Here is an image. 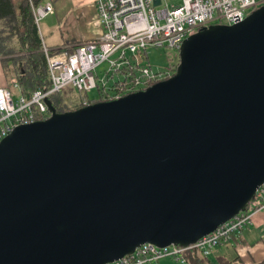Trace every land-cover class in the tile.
<instances>
[{
	"label": "water",
	"instance_id": "95a60500",
	"mask_svg": "<svg viewBox=\"0 0 264 264\" xmlns=\"http://www.w3.org/2000/svg\"><path fill=\"white\" fill-rule=\"evenodd\" d=\"M47 104L49 118L0 142V264L194 244L264 184V6L190 35L175 74L144 90Z\"/></svg>",
	"mask_w": 264,
	"mask_h": 264
},
{
	"label": "built area",
	"instance_id": "2783aa9c",
	"mask_svg": "<svg viewBox=\"0 0 264 264\" xmlns=\"http://www.w3.org/2000/svg\"><path fill=\"white\" fill-rule=\"evenodd\" d=\"M261 6L264 0H160L159 4L155 0H95L100 34L70 48H52L41 33L40 19L54 14L55 8L45 1L32 5L50 85L30 90L26 95L15 83L14 87L19 90L16 99L10 86H0V142L20 125L49 118L52 113L47 99L67 89L81 95L86 106L91 104L87 96L94 90L99 91L102 101H109L168 79L174 75L171 65L159 72L142 65L148 58V46L180 51L185 39L200 29L213 24L239 23ZM102 66L104 77L98 73ZM250 203L253 208L247 206L194 244L159 247L145 243L108 264H160L163 258L188 264L186 253L194 249L210 256L216 247L233 243L253 223L254 215L264 210V184Z\"/></svg>",
	"mask_w": 264,
	"mask_h": 264
},
{
	"label": "trees",
	"instance_id": "16d2710c",
	"mask_svg": "<svg viewBox=\"0 0 264 264\" xmlns=\"http://www.w3.org/2000/svg\"><path fill=\"white\" fill-rule=\"evenodd\" d=\"M45 0H0V56L9 66L10 74L15 77V83L20 85L21 91L29 95L30 90L48 88L46 60L42 53V42L38 26L35 22L32 5H39ZM75 45V44H74ZM73 45H66L70 48ZM177 65H172L175 74ZM9 86V85H8ZM72 89L51 98L52 105L58 112H66L83 107L82 99L69 105L72 99ZM90 103L103 99H91ZM248 208H253L250 203ZM188 264H215L209 256H203L198 250L186 253Z\"/></svg>",
	"mask_w": 264,
	"mask_h": 264
},
{
	"label": "rangeland",
	"instance_id": "374dc122",
	"mask_svg": "<svg viewBox=\"0 0 264 264\" xmlns=\"http://www.w3.org/2000/svg\"><path fill=\"white\" fill-rule=\"evenodd\" d=\"M59 0H45V3L51 2L55 8ZM66 8L64 14L60 13L56 9V14L46 15L40 19V29L44 36V39L48 46L51 45H64L65 43L72 41L73 39H79L83 33L84 21H87L88 15L86 10L88 8H94L95 0H64ZM180 1V0H170ZM95 19L98 20L95 14ZM88 22V21H87ZM148 58L142 61V65L150 67L154 72L164 71L170 67V65H176L179 61V51L169 47H157L150 45L147 48ZM2 61V60H1ZM3 68L5 70V79L7 85L11 87L13 97L19 95L18 88L14 87L15 77L10 74L9 66L5 61H2ZM100 76L104 77L105 67H100L98 70ZM91 99L99 98V91L94 90L89 94ZM72 99H69V105H73L77 100H81V95L72 93Z\"/></svg>",
	"mask_w": 264,
	"mask_h": 264
},
{
	"label": "crops",
	"instance_id": "0c3cea01",
	"mask_svg": "<svg viewBox=\"0 0 264 264\" xmlns=\"http://www.w3.org/2000/svg\"><path fill=\"white\" fill-rule=\"evenodd\" d=\"M55 6L58 12L63 13L66 8V2L59 0ZM88 18L84 21L83 33L79 39H73L64 45H51L52 48H60L66 45H74L80 42L90 40L100 34V27L97 17L95 4L94 8L86 10ZM51 14V15H54ZM64 14V13H63ZM42 33V31H41ZM43 35V34H42ZM2 57L0 56V86L7 85L5 79V70L3 68ZM210 259L215 264H264V210L258 211L253 217V223L236 236L233 243L226 246L216 247ZM160 264H185L173 258H163Z\"/></svg>",
	"mask_w": 264,
	"mask_h": 264
},
{
	"label": "flooded vegetation",
	"instance_id": "af4514ba",
	"mask_svg": "<svg viewBox=\"0 0 264 264\" xmlns=\"http://www.w3.org/2000/svg\"><path fill=\"white\" fill-rule=\"evenodd\" d=\"M171 71H172V68H171Z\"/></svg>",
	"mask_w": 264,
	"mask_h": 264
}]
</instances>
